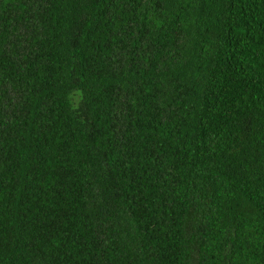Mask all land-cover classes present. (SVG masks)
<instances>
[{
  "label": "trees",
  "instance_id": "obj_1",
  "mask_svg": "<svg viewBox=\"0 0 264 264\" xmlns=\"http://www.w3.org/2000/svg\"><path fill=\"white\" fill-rule=\"evenodd\" d=\"M0 264H264V0H0Z\"/></svg>",
  "mask_w": 264,
  "mask_h": 264
}]
</instances>
